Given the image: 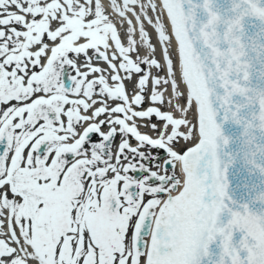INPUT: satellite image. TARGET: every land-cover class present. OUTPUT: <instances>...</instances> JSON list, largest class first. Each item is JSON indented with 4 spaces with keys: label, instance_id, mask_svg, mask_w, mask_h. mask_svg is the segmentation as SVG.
I'll list each match as a JSON object with an SVG mask.
<instances>
[{
    "label": "snow or ice",
    "instance_id": "obj_1",
    "mask_svg": "<svg viewBox=\"0 0 264 264\" xmlns=\"http://www.w3.org/2000/svg\"><path fill=\"white\" fill-rule=\"evenodd\" d=\"M0 264H264V0H0Z\"/></svg>",
    "mask_w": 264,
    "mask_h": 264
}]
</instances>
